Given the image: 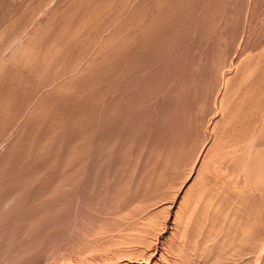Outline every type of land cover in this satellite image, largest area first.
Listing matches in <instances>:
<instances>
[{"label": "rangeland", "instance_id": "rangeland-1", "mask_svg": "<svg viewBox=\"0 0 264 264\" xmlns=\"http://www.w3.org/2000/svg\"><path fill=\"white\" fill-rule=\"evenodd\" d=\"M263 75L264 0H0V264H264Z\"/></svg>", "mask_w": 264, "mask_h": 264}, {"label": "bare ground", "instance_id": "bare-ground-1", "mask_svg": "<svg viewBox=\"0 0 264 264\" xmlns=\"http://www.w3.org/2000/svg\"><path fill=\"white\" fill-rule=\"evenodd\" d=\"M101 3V2H100ZM109 4V3H108ZM226 6V5H225ZM121 7H122V5H121ZM209 7V6H208ZM85 10V9H84ZM210 11V10H209ZM75 12V11H74ZM212 14V13H211ZM96 18V17H95ZM211 19V18H210ZM222 20V19H221ZM84 22V21H83ZM139 22V21H138ZM84 24V23H83ZM122 24V23H121ZM134 24V23H133ZM139 24V23H138ZM214 24V23H213ZM50 25V24H49ZM91 25V24H90ZM114 25V24H113ZM93 26V25H92ZM131 26H133V25H131ZM77 27H79V26H77ZM47 28V27H46ZM62 28V27H61ZM67 28V27H66ZM109 28V27H108ZM75 29V28H74ZM74 31V30H73ZM78 31V30H77ZM81 31V30H80ZM51 36V35H50ZM49 36V37H50ZM54 36V35H53ZM141 36V35H140ZM45 37V36H44ZM60 37V36H59ZM55 38V37H54ZM91 39V38H90ZM110 39V38H109ZM115 39V38H114ZM42 40V39H41ZM214 40H216V39H214ZM82 41V40H81ZM126 41V40H125ZM67 42V41H66ZM107 42H109V41H107ZM106 42V43H107ZM221 42V41H220ZM30 44V43H29ZM28 44V45H29ZM36 44V43H35ZM95 44V43H94ZM53 45V44H52ZM55 45V44H54ZM131 45V44H130ZM34 46V45H33ZM81 46V45H80ZM41 47V46H40ZM102 47V46H101ZM51 48V47H50ZM112 48V47H111ZM65 50V49H64ZM80 51V50H79ZM115 51V50H114ZM32 52V51H31ZM37 52V51H36ZM35 52V53H36ZM47 52V51H46ZM84 52V51H83ZM192 52V51H191ZM211 52V51H210ZM30 53V52H29ZM34 53V54H35ZM66 54V53H65ZM69 54V53H68ZM83 54V53H82ZM84 55V54H83ZM43 56V55H42ZM69 56V55H68ZM126 56V55H125ZM17 57V56H16ZM45 57V56H44ZM44 57H42V58H44ZM76 57V56H75ZM22 58V57H21ZM29 59V58H28ZM51 59V58H50ZM233 59V58H232ZM47 60V59H46ZM84 60V59H83ZM16 61V60H15ZM44 61V60H43ZM82 61V60H81ZM106 61V60H105ZM198 61V60H197ZM237 61V60H236ZM199 62V61H198ZM75 64V63H74ZM27 66V65H26ZM80 66H81V64H80ZM69 68V67H68ZM81 68V67H80ZM206 68V67H205ZM34 69V68H33ZM79 69V68H78ZM99 70V69H98ZM50 71V70H49ZM82 71V70H81ZM230 71H231V69H230ZM230 71H228V72H230ZM55 72V71H54ZM80 72V71H79ZM120 72V71H119ZM227 72V71H226ZM263 72V71H262ZM73 73V72H72ZM78 73V72H77ZM83 73V72H82ZM49 74V73H48ZM210 74V73H209ZM221 74H224V73H221ZM51 75V74H50ZM75 75V74H74ZM39 76V75H38ZM46 76H47V73H46ZM52 76V75H51ZM60 76V75H59ZM118 76V75H117ZM230 76V75H229ZM229 76H227V77H229ZM232 76V75H231ZM264 76V75H263ZM54 77V76H53ZM37 78V77H36ZM41 78V77H40ZM46 78V77H45ZM206 78V77H205ZM26 79V78H25ZM71 79V78H70ZM208 79V78H207ZM213 79V78H212ZM263 79V78H262ZM163 80V79H162ZM57 82V81H56ZM217 82V81H216ZM40 83V82H39ZM228 83V82H227ZM43 85V84H42ZM215 85V84H214ZM45 85H43V87H44ZM36 87V86H35ZM48 88H50V87H48ZM63 88V87H62ZM69 89V88H68ZM219 89V88H218ZM42 90V89H41ZM49 90V89H48ZM60 90V89H59ZM66 90V89H65ZM80 90V89H79ZM185 90V89H184ZM216 90V89H215ZM127 91V90H126ZM65 92V91H64ZM44 93V92H43ZM59 93V92H58ZM211 93V92H210ZM64 94V93H63ZM235 94V93H234ZM73 95V94H72ZM239 95V94H238ZM154 96V95H153ZM218 96V95H217ZM252 96V95H251ZM50 97V96H49ZM57 97V96H56ZM128 97V96H127ZM222 97V96H221ZM223 97H224V95H223ZM236 98V97H235ZM234 99V98H233ZM247 100V99H246ZM96 101V100H95ZM213 101V100H212ZM211 101V102H212ZM222 101V100H221ZM220 101V102H221ZM229 101V100H228ZM48 102V101H47ZM237 102V101H236ZM243 103V102H242ZM3 104V103H2ZM81 104V103H80ZM222 104V103H221ZM257 104V103H256ZM262 104V103H261ZM58 105V104H57ZM75 105V104H74ZM133 105V104H132ZM34 106V105H33ZM68 106V105H67ZM223 106V105H222ZM226 106H227V104H226ZM63 107V106H62ZM213 107V106H212ZM231 107V106H230ZM234 107V106H233ZM232 107V108H233ZM102 108V107H101ZM248 108V107H247ZM259 109H260V107H259ZM71 110V109H70ZM230 111V110H229ZM236 111V110H235ZM100 112V111H99ZM90 113V112H89ZM111 113V112H110ZM123 113V112H122ZM62 114V113H61ZM60 114V115H61ZM49 115V114H48ZM233 115V114H232ZM104 116V115H103ZM170 116V115H169ZM220 116V115H219ZM51 117V116H50ZM76 117V116H75ZM89 117V116H88ZM227 117V116H226ZM32 118V117H31ZM30 118V119H31ZM223 118V117H222ZM27 119V118H26ZM126 119V118H125ZM118 120V119H117ZM244 120V119H243ZM187 121V120H186ZM217 121V120H216ZM223 121V120H222ZM81 122V121H80ZM173 122H174V120H173ZM238 122V121H237ZM91 123V122H90ZM175 123V122H174ZM236 123V122H235ZM240 123H242V122H240ZM257 123V122H256ZM131 124V123H130ZM135 124V123H134ZM170 124V123H169ZM77 125V124H76ZM233 125V124H232ZM255 125V124H254ZM102 126V125H101ZM133 126V125H132ZM187 126V125H186ZM246 126V125H245ZM9 127V126H8ZM35 127V126H34ZM220 127V126H219ZM97 129V128H96ZM11 130V129H10ZM45 130V129H44ZM49 130V129H48ZM245 130V129H244ZM215 131V130H214ZM122 132V131H121ZM172 132V131H171ZM242 132V131H241ZM36 133V132H35ZM47 133V132H46ZM252 133V132H251ZM11 134V133H10ZM161 134V133H160ZM241 134H243V133H241ZM246 134V133H245ZM259 134V133H258ZM98 135V134H97ZM187 135V134H186ZM211 135V134H210ZM89 136V135H88ZM163 136V135H162ZM253 136V135H252ZM8 137V136H7ZM108 137V136H107ZM132 137V136H131ZM248 137V136H247ZM25 138H26V136H25ZM51 138V137H50ZM130 138V137H129ZM47 139V138H46ZM79 139V138H78ZM106 139V138H105ZM168 139V138H167ZM212 139H214V138H212ZM9 140V139H8ZM25 140V139H24ZM34 140V139H33ZM229 140V139H228ZM75 141V140H74ZM79 141V140H78ZM136 141V140H135ZM159 141V140H158ZM178 142V141H177ZM231 142H233V141H231ZM47 143V142H46ZM106 143V142H105ZM180 143V142H179ZM33 144V143H32ZM43 145V144H42ZM72 145V144H71ZM165 145H167V144H165ZM137 146V145H136ZM186 147V146H185ZM188 147V146H187ZM243 147V146H242ZM12 148V147H11ZM76 148V147H75ZM197 148V147H196ZM199 149V148H198ZM245 149V148H244ZM254 149V148H253ZM9 150V149H8ZM40 150V149H39ZM261 150V149H260ZM174 151V150H173ZM197 151V150H196ZM133 152V151H132ZM201 152V151H200ZM215 152V151H214ZM250 152V151H249ZM46 153V152H45ZM172 153V152H171ZM204 153H205V151H204ZM128 154V153H127ZM157 154V153H156ZM207 154V153H206ZM258 154V153H257ZM263 154V153H262ZM77 155V154H76ZM182 155V154H181ZM209 155V154H208ZM248 155V154H247ZM45 156V155H44ZM212 156V155H211ZM235 156V155H234ZM19 157V156H18ZM130 157V156H129ZM138 157V156H137ZM122 158V157H121ZM202 158V157H201ZM207 158V157H206ZM210 158V157H209ZM132 159V158H131ZM203 159V158H202ZM204 159H205V157H204ZM108 160V159H107ZM112 160V159H111ZM156 160V159H155ZM158 160V159H157ZM208 160V159H207ZM210 160V159H209ZM212 160V159H211ZM217 160V159H216ZM223 160V159H222ZM19 161V160H18ZM218 161V160H217ZM220 161V160H219ZM201 162H204V160L203 161H201ZM211 162V161H210ZM209 162V163H210ZM72 163V162H71ZM118 163V162H117ZM171 163V162H170ZM206 163V162H205ZM204 163V164H205ZM198 165L197 166H199V164H200V162L199 163H197ZM207 164H208V161H207ZM123 165H125V164H123ZM200 165H202V163L200 164ZM206 165V164H205ZM211 165V164H210ZM213 165V164H212ZM215 165V164H214ZM38 166V165H37ZM217 166V165H216ZM221 166V165H220ZM260 166V165H259ZM17 167V166H16ZM88 167V166H87ZM171 167V166H170ZM202 167V166H201ZM200 167V168H201ZM223 167V166H222ZM263 167V166H262ZM155 168V167H154ZM189 168V167H188ZM199 168V167H198ZM200 168L199 169H197V171L198 170H200ZM205 168V167H204ZM207 169H208V167H206ZM210 168V167H209ZM215 168V167H214ZM218 168V167H217ZM5 170V169H4ZM176 170V169H175ZM214 170V169H213ZM119 171H121V170H119ZM162 171V170H161ZM205 171V170H204ZM207 171V170H206ZM209 171V170H208ZM216 171V170H215ZM220 171V170H219ZM243 170H241V172H242ZM264 171V170H263ZM154 172V171H153ZM166 172V171H165ZM130 173V172H129ZM209 173V172H208ZM84 174V173H83ZM121 174V173H120ZM132 174V173H131ZM196 174V175H195ZM221 174H222V172H221ZM224 174H225V172H224ZM9 175V174H8ZM18 175V174H17ZM76 175V174H75ZM82 175V174H81ZM203 175V174H202ZM212 175V174H211ZM10 176V175H9ZM83 176V175H82ZM199 176H200V174H199ZM209 176V175H208ZM23 177V176H22ZM102 178V177H101ZM206 178V177H205ZM258 178V177H257ZM109 179V178H108ZM198 180V178H197V173H193L192 174V176L185 182V184H184V186L182 187V189H181V192H180V194H179V197H178V199H180L179 200V204L177 203L178 202V199H177V201H176V203H177V205L178 206H176L175 208H174V206H172V211H174V209H175V211H174V213H172V214H174V215H177V214H180L178 211H180V208L182 207H180L179 208V206H180V204L182 205L183 204V201H185V199H188V198H186V196H187V192L188 191H190V188L192 187V186H194L193 184H195L194 182H195V180ZM216 179V178H215ZM219 179V178H218ZM148 180V179H147ZM175 180V179H174ZM196 180V181H197ZM214 180V179H213ZM28 181V180H27ZM59 181V180H58ZM210 181V180H209ZM223 181V180H222ZM82 182V181H81ZM198 182V181H197ZM212 182V181H211ZM205 183V182H204ZM200 184V183H199ZM212 184V183H211ZM80 185V184H79ZM181 185V184H180ZM252 185V184H251ZM123 186V185H122ZM204 186V185H203ZM221 186V185H220ZM74 187V186H73ZM158 187V186H157ZM173 187H175V186H173ZM201 187V186H200ZM207 187V186H206ZM206 187H205V189H206ZM156 188V187H155ZM209 188V187H208ZM211 188V187H210ZM224 188V187H223ZM90 189V188H89ZM179 190V189H178ZM202 190V189H201ZM177 191V190H176ZM204 191V190H203ZM126 192V191H125ZM136 192V191H135ZM153 192V191H152ZM215 192V191H214ZM219 192V191H218ZM117 193V192H116ZM165 193V192H164ZM175 193H177V192H175ZM216 193V192H215ZM130 194V193H129ZM153 194V193H152ZM173 194V193H172ZM162 195V194H161ZM160 195V196H161ZM174 195V194H173ZM126 196V195H125ZM195 196V195H194ZM148 197V196H147ZM155 197V196H154ZM65 198V197H64ZM173 198V197H172ZM192 198V197H191ZM207 198V197H206ZM227 198V197H226ZM248 198H250V197H248ZM247 198V199H248ZM58 199V198H57ZM73 199V198H72ZM126 199V198H125ZM129 199V198H128ZM158 199V198H157ZM201 199V198H200ZM221 199V198H220ZM120 200V199H119ZM130 200V199H129ZM153 200H155V199H153ZM159 200V199H158ZM212 200V199H211ZM111 201V200H110ZM117 201V200H116ZM157 201V200H156ZM168 201V200H167ZM171 201H173V200H171ZM188 201V200H187ZM166 202V201H165ZM212 202V201H211ZM83 203V202H82ZM184 203H186V202H184ZM221 203V202H220ZM133 204V203H132ZM191 204L192 203H190V206H191ZM194 204V203H193ZM198 204V203H197ZM88 205V204H87ZM143 205H144V203H143ZM147 205V204H146ZM156 205V204H155ZM187 205V204H186ZM220 205V204H219ZM128 206H129V204H128ZM145 206V205H144ZM163 206V205H162ZM165 206V205H164ZM167 206V205H166ZM196 206V205H195ZM252 206V205H251ZM121 207V206H120ZM217 207H218V205H217ZM224 207V206H223ZM226 207V206H225ZM115 208V207H114ZM132 208V207H131ZM198 208V207H197ZM260 208V207H259ZM168 209V208H167ZM190 208H188V211H190L189 210ZM229 209V208H228ZM228 209H226V210H228ZM205 210V209H204ZM225 210V209H224ZM226 210H225V212H226ZM164 211V210H163ZM186 211V210H185ZM202 211V210H201ZM209 211V210H208ZM212 211V210H211ZM214 211H216V210H214ZM192 212V211H191ZM221 212V211H220ZM225 212H224V214H225ZM109 213H111V212H109ZM128 213V212H127ZM161 213V212H160ZM167 213V212H166ZM171 214V215H172ZM193 214V213H192ZM216 214V213H215ZM221 214V213H220ZM151 215V214H150ZM157 215V214H156ZM203 215V214H202ZM222 215V214H221ZM154 216V215H153ZM159 216V215H158ZM187 216V215H186ZM194 216V215H193ZM215 216V215H214ZM156 217V216H155ZM176 216H174V218H175ZM190 217V216H189ZM117 218V217H116ZM146 218V217H145ZM149 218V217H148ZM150 218H151V216H150ZM149 218V219H150ZM182 218V217H181ZM208 218V217H207ZM118 219V218H117ZM137 219V218H136ZM154 219V218H153ZM179 219H180V216H179ZM217 219H218V217H217ZM234 219V218H233ZM174 220V219H173ZM193 220V219H192ZM229 220V219H228ZM152 221V220H151ZM184 221V220H183ZM186 221V220H185ZM222 221V220H221ZM131 222V221H130ZM175 222H177V221H175ZM114 223V222H113ZM117 223V222H116ZM152 223V222H151ZM150 223V224H151ZM157 223V222H156ZM185 223V222H184ZM181 224V223H180ZM205 224V223H204ZM257 224H259V223H257ZM132 225V224H131ZM169 225V224H168ZM214 225V224H213ZM128 226V225H127ZM202 226V225H201ZM211 226V225H210ZM145 228H146V226H144ZM156 227V226H155ZM178 227V226H177ZM183 227V226H182ZM181 227V228H182ZM131 228V227H130ZM129 228V229H130ZM150 228H151V226H150ZM154 228V227H153ZM176 228V227H175ZM197 228V227H196ZM208 228V227H207ZM142 229V228H141ZM152 229V228H151ZM216 229V228H215ZM134 230V229H133ZM185 230V229H184ZM194 230V229H193ZM103 231V230H102ZM104 231H106V230H104ZM127 232V231H126ZM160 232V231H159ZM173 232H174V230H173ZM176 232V231H175ZM198 232V231H197ZM116 233V232H115ZM228 233V232H227ZM132 234V233H131ZM134 234V233H133ZM151 234H153V233H151ZM171 234H173V233H170V236H171ZM174 234H176V233H174ZM190 234V233H189ZM103 235V234H102ZM150 235V234H149ZM154 235V234H153ZM105 236V235H104ZM121 236V235H120ZM127 236V235H126ZM142 236H143V234H142ZM142 236H141V238H142ZM165 236V235H164ZM232 236V235H231ZM253 236V235H252ZM112 237V236H111ZM128 237V236H127ZM254 237V236H253ZM140 238V237H139ZM244 238V237H243ZM203 239V238H202ZM141 240V239H140ZM148 240L149 239H147V242H148ZM152 240V239H151ZM204 240V239H203ZM242 240V239H241ZM132 241V240H131ZM157 241V240H156ZM198 241V240H197ZM143 242V241H142ZM196 242V241H195ZM256 242V241H255ZM115 243V242H114ZM146 243V242H145ZM149 243V242H148ZM175 243V242H174ZM263 244H264V242H263ZM123 245H126V244H123ZM127 245H128V243H127ZM149 245V244H148ZM176 245V244H175ZM183 245V244H182ZM205 246V245H204ZM251 246V245H250ZM123 247V246H122ZM131 247V246H130ZM261 247V246H260ZM115 248V247H114ZM164 248V247H163ZM193 248V247H192ZM141 249H143V248H141ZM140 249V250H141ZM151 249V248H150ZM114 250V249H113ZM146 250V249H145ZM145 250H144V252H145ZM126 251V250H125ZM154 251V250H153ZM152 251V252H153ZM132 252V251H131ZM143 252V253H144ZM149 252V251H148ZM167 252V251H166ZM143 253H142V255H143ZM150 253H151V251H150ZM150 253H147V255H149ZM258 253V252H257ZM124 254H126V253H124ZM154 254V253H153ZM259 254V253H258ZM191 255V254H190ZM247 255V254H246ZM145 256V255H144ZM149 256H151V255H149ZM163 256H165V254L163 255ZM162 256V257H163ZM233 256V255H232ZM250 256V255H249ZM116 257V256H115ZM167 257V256H166ZM118 258H120V256H118ZM117 258V259H118ZM145 258V257H144ZM47 259H49V258H47ZM113 259V258H112ZM114 259H116V258H114ZM148 259H149V257H148ZM158 259H160V257L158 258ZM163 259V258H162ZM181 259V258H180ZM252 259V258H251ZM155 261H156V259H154ZM164 260V259H163ZM167 260V259H166ZM47 261V260H46ZM45 261V262H46ZM133 261V260H132ZM142 261V260H141ZM159 261V260H158ZM168 261V260H167ZM130 262V261H129ZM171 262V261H170ZM184 262V261H183ZM199 262V261H198ZM128 263V262H127ZM126 263V264H127ZM140 263V262H139ZM146 263H149V262H146ZM155 263V262H154ZM156 263H158L157 261H156ZM165 263V262H164ZM181 263V262H180ZM122 264V263H121ZM138 264V263H137ZM141 264V263H140ZM158 264H160V263H158ZM250 264V263H249Z\"/></svg>", "mask_w": 264, "mask_h": 264}]
</instances>
